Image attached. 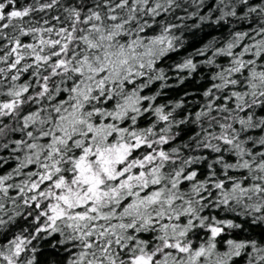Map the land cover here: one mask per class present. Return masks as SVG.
I'll return each mask as SVG.
<instances>
[{
	"label": "snow or ice",
	"instance_id": "6c2138e0",
	"mask_svg": "<svg viewBox=\"0 0 264 264\" xmlns=\"http://www.w3.org/2000/svg\"><path fill=\"white\" fill-rule=\"evenodd\" d=\"M0 264H264V0H0Z\"/></svg>",
	"mask_w": 264,
	"mask_h": 264
},
{
	"label": "trees",
	"instance_id": "16d2710c",
	"mask_svg": "<svg viewBox=\"0 0 264 264\" xmlns=\"http://www.w3.org/2000/svg\"><path fill=\"white\" fill-rule=\"evenodd\" d=\"M189 39H190L189 46L183 52H181L180 55H184L185 52L191 51L193 47L199 46L200 43L203 42V39H205V37H202L201 34L197 33L196 35L190 36ZM178 58H179L178 56H172L170 60L165 61V64L171 63L172 61H175ZM194 85H195V81H187L185 85L179 88L173 89L169 93V98L178 97L179 95H182L185 90L191 89Z\"/></svg>",
	"mask_w": 264,
	"mask_h": 264
}]
</instances>
